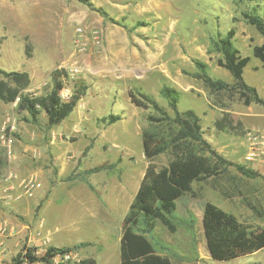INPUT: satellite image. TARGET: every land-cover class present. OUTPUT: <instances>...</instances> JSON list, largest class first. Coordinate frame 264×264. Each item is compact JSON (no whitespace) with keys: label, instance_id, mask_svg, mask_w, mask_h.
<instances>
[{"label":"rangeland","instance_id":"374dc122","mask_svg":"<svg viewBox=\"0 0 264 264\" xmlns=\"http://www.w3.org/2000/svg\"><path fill=\"white\" fill-rule=\"evenodd\" d=\"M90 1L93 5L80 0H0V66L7 70L28 69L33 78L29 90L42 94L53 87L52 70L42 62L50 59L51 67L66 68L68 72L77 63L80 71L66 79L65 87L71 92L79 84L85 87L84 96L70 116L51 128L44 111L39 122L34 123L17 103L0 100V133L8 118H15L18 127L14 135L15 157L0 162V173H17L15 166L27 163L29 169L35 170L22 174V178L34 176L41 180V169L46 178L41 180L42 187L36 194L29 197L32 205L21 210L11 208L12 219L5 217L15 231L0 246V264H12L23 245L43 253L49 245L80 242L88 244L72 251L74 260L93 257L100 264H121L124 218L150 163L144 154L142 131L148 125L147 115L156 112L153 107L137 106L129 93L132 88L150 94L171 114L169 100L161 89L164 85L178 89L179 108L197 111L205 136L234 161L245 163V133L250 129L264 131V117L259 116L263 105H245L226 92L212 94L201 79L189 74L198 71L196 62L202 61L212 76L235 81L231 72L218 64L221 53L211 51L212 38L235 27V46L242 55L251 56L244 77L264 96V66L253 54V46L263 44L264 35L243 17L244 11L264 16V0ZM95 31L102 37L100 44L94 41ZM79 40L83 41V50L79 49ZM225 111L230 112L236 129L217 128L216 120ZM110 114L122 118L107 124L103 118ZM255 121L259 123L257 127L253 126ZM54 138L61 144L47 145ZM32 148L42 152L35 164ZM1 150L4 152L2 146ZM169 158L168 153H163L154 162L162 166ZM103 163H114L115 167L88 174L89 182L65 179ZM8 165H12L11 170L6 169ZM230 174L239 175L233 167ZM250 183L258 189L253 199L257 196L264 206V182ZM194 194L178 199L176 214L185 218L186 224L172 232L158 222L153 241L159 252L169 254L176 262H264V249L231 260L214 259L203 227L206 201L248 223H264V217L256 215L241 195L227 198L210 181L195 182ZM192 213L198 215L193 227L189 224ZM35 236L43 237V242L30 240Z\"/></svg>","mask_w":264,"mask_h":264},{"label":"trees","instance_id":"16d2710c","mask_svg":"<svg viewBox=\"0 0 264 264\" xmlns=\"http://www.w3.org/2000/svg\"><path fill=\"white\" fill-rule=\"evenodd\" d=\"M93 5L90 0H80ZM103 16L108 13L98 9ZM244 19L264 35V16L256 11H244ZM113 19V18H111ZM235 27H231L225 35L219 34L212 38L211 51L221 53L218 64L231 72L234 82H228L212 76L207 64L197 61L199 70L192 74L201 79L212 94L227 93L230 98L238 97L245 105L257 103L264 105V97L258 88L249 84L245 77V67L251 61V56L242 55L234 44ZM253 54L264 66V43L253 46ZM53 87L47 93L36 94L29 90L32 83L28 71L7 70L0 66V100L5 103H17L20 110L30 114V120L39 122V116L44 111L48 118V127L60 124L76 108L84 96L85 87L79 84L69 100L62 99L60 92L69 79L66 68H55L51 72ZM132 101L139 107H153L156 112L147 115L148 125L143 128L142 139L145 156L150 160L146 167L139 188L125 215L121 237V264H199L196 261L176 262L169 254L159 252L153 241L158 222L175 232L179 225L187 223L185 218L176 214L178 199L186 194H194L195 182H211L223 196L232 198L241 195L246 203L259 217H264V206L253 199L254 188L251 180L262 178L264 174L247 163L231 160L222 154L205 136L201 115L193 110L179 108L180 91L164 85L161 94L168 98L173 111L162 106L150 94L132 88ZM122 118L119 114H110L103 118L107 124H112ZM220 130L236 129L230 112L216 120ZM163 153L170 155L167 164L158 166L154 160ZM5 158L1 159L3 162ZM115 164L103 163L83 170L82 174L74 172L65 178L68 181L82 179L103 169H112ZM231 167L237 173L230 174ZM222 180L225 183H222ZM89 182V181H88ZM92 189L94 186L89 183ZM195 214L190 215L189 224L193 227ZM203 227L211 256L217 260H231L255 253L264 249V225L248 223L241 220L235 213L228 211L208 200L204 205ZM88 242L73 245H49L43 253L23 245L15 256L12 264L49 262L58 253L72 252ZM76 264H100L93 257L79 259ZM252 264H264L254 262Z\"/></svg>","mask_w":264,"mask_h":264},{"label":"built area","instance_id":"2783aa9c","mask_svg":"<svg viewBox=\"0 0 264 264\" xmlns=\"http://www.w3.org/2000/svg\"><path fill=\"white\" fill-rule=\"evenodd\" d=\"M94 41L96 44L102 42V37L98 31L94 32ZM80 50L84 49L83 41H78ZM80 71L79 64H73L69 73V78L76 72ZM69 87H63L60 92L62 99L69 100L72 96ZM17 121L15 118H8L1 129L0 133V161L3 158L12 160L14 155V135L17 132ZM246 152L244 155V162L252 165L261 161H264V131L250 129L245 133ZM1 146L4 148V152L1 150ZM0 183H3V190L8 196L11 195L16 185L23 189L25 195L33 197L36 191L42 187V182L34 176H26L24 178L19 177L14 171H9L5 174L0 173ZM15 231V227L8 222H0V245L5 241V238L12 235ZM78 260H74L73 252L58 253L51 258L49 262H35L24 264H76Z\"/></svg>","mask_w":264,"mask_h":264},{"label":"crops","instance_id":"0c3cea01","mask_svg":"<svg viewBox=\"0 0 264 264\" xmlns=\"http://www.w3.org/2000/svg\"><path fill=\"white\" fill-rule=\"evenodd\" d=\"M42 63H44L45 64V66H48V69L47 70H52L53 71V69H54V67H51V65H52V61L50 60V59H46V61L45 62H42ZM39 65V64H38ZM25 71H28L29 72V70L28 69H25ZM42 71V70H41ZM31 78H32V76H31ZM33 79V78H32ZM32 83H33V80H32ZM31 83V84H32ZM259 90V89H258ZM260 92V91H259ZM260 94H261V92H260ZM261 96H263L262 94H261ZM264 97V96H263ZM252 104H254V103H252ZM251 104V105H252ZM257 104V103H256ZM251 105H249V106H251ZM264 106V105H263ZM255 116H257L256 114H254ZM259 116H261V117H264V111L262 112V113H260L259 114ZM259 124V123H258ZM258 124H257V122L255 121L254 123H253V126L254 127H257L258 126ZM56 138H54L53 140H49L50 141V143H48L47 145H49V146H55V145H59V144H61V143H58V141H60V139H58V141L56 142ZM61 140H64V139H62L61 138ZM212 142V141H211ZM213 143V145L214 146H216V142L215 141H213L212 142ZM60 150H62V149H60ZM31 151V154L33 155L32 157V161L34 162V164L35 163H37V161H39L40 160V156H42V152H41V150H39V149H37V148H32V150H30ZM67 151H68V149H67ZM222 153V152H221ZM245 155V154H244ZM34 157H35V159H34ZM27 161V160H26ZM37 166H39V163L38 164H36ZM251 167H253L254 169H256V170H258V171H260L261 173H263L264 174V161H261V162H258V163H255V164H252V165H250ZM42 168V167H41ZM6 169H12V165H8L7 166V168ZM15 169H16V171H17V175L18 176H20V177H22L23 175L22 174H24V173H26L27 171H32V170H35V167L34 168H32V169H29L28 168V165H27V163L25 164H23V163H21V164H18V165H16L15 166ZM39 172V174H40V177H41V180L43 179V180H45L46 178H45V176H44V170L43 169H41V170H39L38 171ZM255 181H263L264 182V180L262 179V178H258V179H256ZM222 183H225V181L224 180H222ZM3 183H0V222H8V220H10V219H12V216H10L9 217V214H11L10 213V211H11V208H13V209H15V208H17L18 210L20 209H25V208H27L26 206L28 205V206H30V205H32V201L29 199V197L27 196V195H25V193H24V191L23 190H21V188L18 186V185H16L15 187V189L14 190H12V191H10L11 192V195L9 194V196H8V193L6 194L5 192H4V190H3ZM256 188V187H255ZM138 190V189H137ZM258 192V189L257 190H255L254 191V194L256 195V194H258L257 193ZM51 194V193H50ZM49 197H50V195H49ZM48 197V198H49ZM47 198V199H48ZM46 199V200H47ZM42 215V214H41ZM7 216V219H5V217ZM196 217H198V215H197V213H196V215H195ZM9 217V218H8ZM43 218V217H42ZM44 219V218H43ZM9 223V222H8ZM261 223V225H264V223H262V222H260ZM18 223H16V225H17ZM24 231V230H23ZM44 233V232H43ZM42 239H43V237H42ZM40 237H37V236H35L34 237V239H30V240H32V241H34L35 243L36 242H38V243H42L43 242V240H42ZM8 244H10V241H9V243ZM8 244H5L4 246H7ZM1 246V245H0ZM57 246H64V244L63 245H57ZM210 252V251H209ZM259 262V261H258ZM260 262H263V261H260Z\"/></svg>","mask_w":264,"mask_h":264}]
</instances>
